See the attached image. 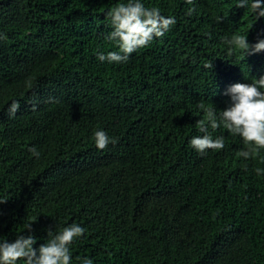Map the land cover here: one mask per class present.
<instances>
[{
	"label": "trees",
	"instance_id": "16d2710c",
	"mask_svg": "<svg viewBox=\"0 0 264 264\" xmlns=\"http://www.w3.org/2000/svg\"><path fill=\"white\" fill-rule=\"evenodd\" d=\"M119 2L0 0V236L31 224L38 247L77 223L71 264H264V149L238 156L223 127L207 129L223 149L189 144L204 134L199 103L222 110L232 84L264 75V51L230 54L223 40L254 44L264 18L236 0H144L176 24L102 63L97 52L118 51L106 36ZM100 129L115 141L103 150Z\"/></svg>",
	"mask_w": 264,
	"mask_h": 264
},
{
	"label": "clouds",
	"instance_id": "9594fccd",
	"mask_svg": "<svg viewBox=\"0 0 264 264\" xmlns=\"http://www.w3.org/2000/svg\"><path fill=\"white\" fill-rule=\"evenodd\" d=\"M189 5L193 0H185ZM237 8L250 9L257 20L264 18V0H236ZM194 8L190 7L187 14L191 15ZM219 20L220 18L217 17ZM107 20L111 31L106 39L114 41L118 51L97 52L100 62L125 63L130 55L138 49L148 46L155 38H160L176 24L175 16H165L158 7H147L144 0H121L107 12ZM4 37L0 35V39ZM228 52L235 49L243 50L247 55L264 51V38H259L253 44L245 35L231 34L223 38ZM213 67V65H210ZM225 95L230 97L229 105L222 109L197 106L203 110V119L198 121L199 131L204 133L193 136L189 144L200 154L208 149L220 150L225 146L223 136L213 138L207 129L223 127L231 135H238L245 149L237 155L244 159L255 158L260 149H264V75L253 79L250 83H234ZM19 108V102L9 105V115L12 116ZM94 142L98 149H105L115 141L103 130L93 133ZM32 155L39 158L40 153L32 147ZM256 174L264 175V169L255 168ZM3 203V201H0ZM28 234H19L16 239L9 240L0 236V264H71L72 256L69 245L74 239L82 237L86 231L80 224L72 223L62 230L48 229L47 239L37 245L38 238L32 232V225H27ZM81 264H94L91 258H83Z\"/></svg>",
	"mask_w": 264,
	"mask_h": 264
}]
</instances>
